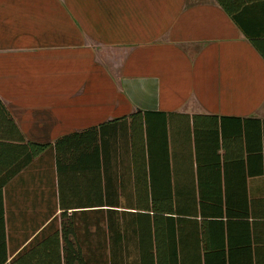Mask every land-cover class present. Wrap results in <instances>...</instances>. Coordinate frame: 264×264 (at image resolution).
Returning a JSON list of instances; mask_svg holds the SVG:
<instances>
[{
    "label": "crops",
    "instance_id": "obj_1",
    "mask_svg": "<svg viewBox=\"0 0 264 264\" xmlns=\"http://www.w3.org/2000/svg\"><path fill=\"white\" fill-rule=\"evenodd\" d=\"M0 102L41 144L138 110L241 118L238 151L237 122L203 121L199 152L177 155L179 174L194 161L198 199L212 205L211 264H264V57L216 0H0ZM9 122L0 113V264L59 197L50 153L14 173ZM211 123L227 145L211 140ZM137 171L112 172L114 188L149 176Z\"/></svg>",
    "mask_w": 264,
    "mask_h": 264
},
{
    "label": "trees",
    "instance_id": "obj_2",
    "mask_svg": "<svg viewBox=\"0 0 264 264\" xmlns=\"http://www.w3.org/2000/svg\"><path fill=\"white\" fill-rule=\"evenodd\" d=\"M216 1L264 57V0ZM0 113L11 123L14 173L50 153L59 193L47 209L48 224L10 264H211L204 220L212 205L203 192L198 199L195 162L185 163L190 175L181 176L177 155L199 152L203 121L227 119L237 122L228 131L234 130L238 151L247 131L241 118L138 110L41 144L24 140L1 102ZM214 130L211 140L227 145V129L223 141ZM129 169L149 176L123 177L115 189L111 173Z\"/></svg>",
    "mask_w": 264,
    "mask_h": 264
}]
</instances>
